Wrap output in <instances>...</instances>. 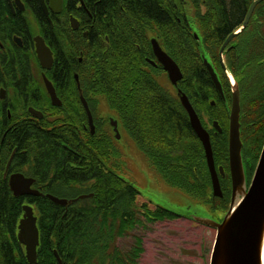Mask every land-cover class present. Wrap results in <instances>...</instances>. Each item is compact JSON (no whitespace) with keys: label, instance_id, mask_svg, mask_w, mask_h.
Wrapping results in <instances>:
<instances>
[{"label":"flooded vegetation","instance_id":"af4514ba","mask_svg":"<svg viewBox=\"0 0 264 264\" xmlns=\"http://www.w3.org/2000/svg\"><path fill=\"white\" fill-rule=\"evenodd\" d=\"M129 1L114 0L112 4V0H43L44 8L41 0H0V198L7 196L8 199H16L19 204L15 203L19 214L13 223L15 229L12 236L9 232H3L0 237V264L3 263L2 249L11 251L17 264H25V261L30 264L26 247L18 238L19 226L26 213L24 207H29L36 219L40 245L42 209L40 204L43 201L53 203L49 196L68 200L66 196L79 198L86 195V185L75 186L73 183L76 175L79 177L82 174V177L87 179L85 166L88 165L87 157H77L76 148H82L85 153L90 152V148L96 143L103 142L100 141L101 137L93 141L89 136L102 132L112 133L113 140L109 138L117 149L126 146L121 134L125 131L121 115L126 111L125 103L129 102L132 109L136 99L132 96L128 98L117 96L118 93L97 92L96 90H100L109 82L106 76L98 79L92 76L93 69L98 64L101 68L108 67L115 56H121L124 60L119 66L120 76L116 78L119 81L127 78L122 74L129 58L132 60L131 78H137L138 70L145 79L148 75H153L164 91L168 92L163 84V75L168 77V74L155 55L153 41L157 42L161 50L179 68L181 66L171 53L170 46H173L177 52L186 50V47L182 48V46L187 41H193L194 44L196 42L197 47H201L202 32L198 26L201 20L199 5L195 7L189 0H159L166 6L163 11L165 24L174 26L166 27L159 32L155 28H134L137 22L131 20V15L117 11L112 14L107 10L110 5L130 4ZM247 1H250V4L245 20L252 3L256 0ZM177 3H179L176 6L177 12H170V5ZM261 3L255 7L244 29L255 17L256 9V14L261 9L257 8ZM120 9L123 10L122 6ZM124 19L134 26L129 31L121 28L126 26ZM232 34L234 33L230 36ZM195 35L199 36V40ZM39 41H43L51 52L48 68L44 67L39 59L37 52ZM230 42L224 48L222 55L220 52L224 44L219 50V62L224 69H226L224 53L229 50ZM197 47L196 50L200 52V48ZM196 50L194 49L195 52ZM189 51H192V47H189ZM212 61L214 65L217 64L216 60L212 59ZM182 74L184 77L183 72ZM226 74L233 92V84L236 81L229 71H226ZM219 79L223 94L216 89L210 78L219 98L210 99L207 108L202 105L195 106V103L180 89L188 97L203 127L209 133L214 158H216L214 147L222 144L219 142L225 140L226 133L229 137L231 110L230 105L227 116L225 106L221 104L222 101L227 104L222 76ZM46 81L54 92L55 100L48 91ZM85 105L92 116V127ZM204 109L209 112L203 111ZM182 110L187 114L183 106ZM205 117L211 128L206 126L203 120ZM113 124H116L119 138ZM241 141L245 170L247 169V174H252L253 177L256 169L253 160L259 161L260 153L257 156L256 150L246 146L242 128ZM50 151L53 152L51 154H54L55 161L48 159ZM215 165L222 197L214 196L213 188L212 195L214 198H223L224 190L232 189L229 159L227 158V164L222 162ZM219 168L224 170V175H221ZM119 177L122 176L119 174ZM13 180L17 181L19 187L17 191L11 186ZM22 181L28 182V185L23 184ZM38 248L36 264H38Z\"/></svg>","mask_w":264,"mask_h":264},{"label":"trees","instance_id":"16d2710c","mask_svg":"<svg viewBox=\"0 0 264 264\" xmlns=\"http://www.w3.org/2000/svg\"><path fill=\"white\" fill-rule=\"evenodd\" d=\"M189 1L191 5L200 7L201 20L198 26L202 32L203 49L199 52L196 50V42L194 44L193 41H187L182 46L186 50L177 52L168 43L184 73V79L179 82L178 88L195 106L207 108L210 99L219 97L202 63V54L205 52L204 55L211 58V61L216 60L217 64L213 68L221 73L227 98V104L222 100L221 104L225 106L228 116L232 92L226 76V71H229L240 92V122L246 146L257 152L264 143V1L257 7L261 9L257 14L256 9L255 17L248 27L230 42L229 50L224 53L226 69L219 62V50L231 33L241 29L250 1ZM129 3L110 5L107 8L112 14L115 11L121 14L126 12L131 15V20L137 22L134 27L124 19L126 26L121 28L128 31L132 27L155 28L161 32L166 27H174L172 24H165L163 11L166 6L161 1L130 0ZM177 5L179 3L170 5V12H177ZM189 47H192V51H189ZM123 60L121 56H115L108 67L101 68L98 64L93 69L92 76L97 79L106 76L109 82L97 92L118 93L117 96L124 98L135 97L136 103L132 105V109L130 103L126 102V111L121 115L126 135L168 187L184 193L198 205L214 212L226 211L231 189L224 190L223 198L213 197L203 146L192 129L187 114L182 110L179 99L170 92H165L153 75H148L145 79L138 70L137 78H131L132 60L129 58L122 74L127 78L116 80L120 76L118 70ZM203 111L209 112L206 109ZM111 136L110 132L89 136L93 141L101 137L100 141L103 143H96L88 153L82 148L75 149L77 157H87L88 165H85L87 179L82 174L79 177L76 175L73 183L75 186L86 185L85 193L90 197L78 200L68 207L56 206L48 201L40 204L38 264H58L55 251L62 264H147L143 261V256L149 230L185 219L165 207L138 202L139 191L124 177H119L118 173L123 168L122 164H118V158L126 159V156L121 148L119 150L111 143ZM219 143L222 144L214 147L215 163L227 164L228 133L225 134V140ZM48 153V159L55 161L54 154H51L53 152ZM66 198L73 200L78 197ZM15 203L18 204L16 199L11 200L7 196L0 198V237L3 232H9L11 236L13 234V223L19 214ZM2 253V264H17L11 251L2 249ZM189 254L186 252V255Z\"/></svg>","mask_w":264,"mask_h":264},{"label":"water","instance_id":"95a60500","mask_svg":"<svg viewBox=\"0 0 264 264\" xmlns=\"http://www.w3.org/2000/svg\"><path fill=\"white\" fill-rule=\"evenodd\" d=\"M41 1L44 6L43 0ZM262 1L263 0H256L252 3L242 29L237 33L232 34L227 39L221 49V55L232 38L247 26L255 7ZM195 36L196 39L199 40V36ZM153 48L155 55L163 65L164 71L167 72L171 84L176 87L178 82L183 78L180 68L165 52L161 50L156 41H153ZM199 48L201 49V47ZM37 52L42 65L48 68L49 65L47 63L48 61H51V52L43 41L38 42ZM202 58L214 86L221 94H223L222 85L217 73L204 54H202ZM46 85L50 95L53 100H55L54 92L48 81H46ZM178 98L189 116L192 129L203 146L207 167L212 179L213 194L216 197H222L209 133L203 127L199 117L189 102L188 97L180 90L178 91ZM85 107L92 127L91 113L87 105H85ZM240 112V92L237 84L234 83L229 116L228 137V159L232 185L230 207L221 221L197 216H193L189 219L199 225L216 231L209 264H262V249L264 242V145L252 181L248 184L242 156L243 144L241 141ZM113 125L115 126L117 137L119 138L116 124ZM219 171L221 175H224V170L222 168H219ZM22 183L28 185V182L24 183L22 181ZM11 186L15 191L19 190L17 181L14 182L13 180ZM90 196H80L74 200L58 199L52 196H49L48 198L58 206L68 207L76 203L78 200H84ZM24 209L26 213L19 226L18 238L20 243L26 247L28 262L30 264H36L37 248L39 246V233L36 227V219L29 207H24ZM176 215L181 216L179 214ZM54 254L58 263L62 264L56 251Z\"/></svg>","mask_w":264,"mask_h":264},{"label":"rangeland","instance_id":"374dc122","mask_svg":"<svg viewBox=\"0 0 264 264\" xmlns=\"http://www.w3.org/2000/svg\"><path fill=\"white\" fill-rule=\"evenodd\" d=\"M201 10L204 11L205 9ZM201 48L203 49V47ZM207 60L213 67V62L208 57ZM215 72L219 78L220 74L217 70ZM163 84L168 92L178 98L176 87L171 84L166 75H163ZM203 120L206 122V126L211 128L207 118L205 117ZM121 134L123 143L126 144L125 147H121L126 159L118 158V164H122L123 168L119 174L131 182L140 192L138 202L140 204L148 203L151 206H162L188 218L165 223L149 230L145 238L143 261L147 264H209L216 231L189 219L197 216L221 221L229 210L230 203L226 211L214 212L205 206L198 205L184 193L168 187L158 172L144 160L125 131H122ZM118 149L120 150L119 147ZM261 149L257 151V154H261ZM260 154L257 155L258 158ZM257 160H253L254 163L252 161L253 166H257ZM247 178L248 184H250L253 178L252 174H247ZM186 252L190 254L186 255Z\"/></svg>","mask_w":264,"mask_h":264},{"label":"bare ground","instance_id":"6f19581e","mask_svg":"<svg viewBox=\"0 0 264 264\" xmlns=\"http://www.w3.org/2000/svg\"><path fill=\"white\" fill-rule=\"evenodd\" d=\"M262 264H264V242H263V249H262Z\"/></svg>","mask_w":264,"mask_h":264}]
</instances>
